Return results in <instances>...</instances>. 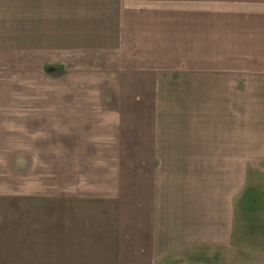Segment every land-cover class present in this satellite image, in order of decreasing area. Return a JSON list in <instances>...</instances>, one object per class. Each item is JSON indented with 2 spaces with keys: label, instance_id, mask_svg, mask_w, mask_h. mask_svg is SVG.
Masks as SVG:
<instances>
[{
  "label": "crops",
  "instance_id": "0c3cea01",
  "mask_svg": "<svg viewBox=\"0 0 264 264\" xmlns=\"http://www.w3.org/2000/svg\"><path fill=\"white\" fill-rule=\"evenodd\" d=\"M126 3L0 0V125H11L4 121L10 116L26 119L27 110H41L36 114L41 116L59 109L56 91H50V107L41 97L27 105V68L34 79L42 71L58 81L65 77L67 58L59 60L56 53L80 51L92 57L113 49L121 58L132 27ZM163 6L149 8L162 14L168 8ZM177 8L186 13L185 6ZM209 8L208 38L195 28L201 12L190 9L194 30L187 42L181 39L186 48L172 53L162 40L154 44L153 57L169 52L163 55L172 62L170 68L154 69L151 58L139 69L134 54L132 67L119 71L109 109L126 104L133 118L129 125L141 127L138 134L124 135L130 157L231 158L241 159L242 166L250 158L264 159V0H211ZM49 118L58 120L52 112ZM20 120L12 124L24 125ZM10 141L0 134V147H9ZM8 152L3 155L28 156ZM92 186L91 192L80 193V185H51L56 192L43 199L44 209L42 203L36 208L47 215L37 216L33 264H167L164 256L196 242V221L184 210V185H150L149 180L146 185ZM10 188L0 185V264H10ZM221 230L225 236L212 232L213 242L232 237L227 225Z\"/></svg>",
  "mask_w": 264,
  "mask_h": 264
},
{
  "label": "rangeland",
  "instance_id": "374dc122",
  "mask_svg": "<svg viewBox=\"0 0 264 264\" xmlns=\"http://www.w3.org/2000/svg\"><path fill=\"white\" fill-rule=\"evenodd\" d=\"M150 5L168 8L161 14ZM210 5L211 0H127L133 29L127 30L128 45L121 58L113 49L96 51L92 57L80 51L53 54L59 60L67 58L65 77L58 81L45 77L42 71L34 79L26 69V98L31 91L27 105L38 103L35 98L41 97L40 102L50 107V91H56L59 109H48L41 116L36 115L41 110H27L26 119L10 116L4 121L11 125H0V134L11 140L3 143L9 147H0V185L11 187L10 264L34 263L37 216L42 220L47 215L43 210L37 214L36 208L42 203L44 209L43 199L56 192L51 185H80L77 192L89 193L96 188L92 185H146L149 180L150 185H184L185 214L195 219L198 228L196 242L182 244L180 253L164 256L167 264H264V159L250 158L242 166L241 159L231 158H132L124 135L130 130L132 135L138 134L141 127L129 125L133 118L131 111L124 109L126 104L123 109H109L115 103L118 73L132 67L134 54L138 55L139 69L151 58L148 64L154 69L170 68L172 62L163 55L169 52L153 57L154 44L162 40V44L171 45L165 49L172 53L185 47L181 46L183 40L187 42L194 30L189 28L187 11L201 12L195 28L202 38L209 37L205 21ZM183 6L186 13L177 8ZM203 49L209 53L208 45ZM174 64L177 67L178 63ZM115 98L120 101V94ZM67 106L69 109L61 110ZM50 112L58 120H50ZM19 120L25 124H12ZM7 149L10 155L28 156L3 155ZM236 160H240L239 165ZM171 190L174 193L173 187ZM226 225L232 237L213 242L212 232L225 236L221 226L225 229Z\"/></svg>",
  "mask_w": 264,
  "mask_h": 264
}]
</instances>
